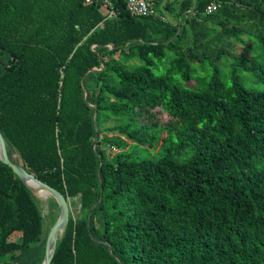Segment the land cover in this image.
Returning a JSON list of instances; mask_svg holds the SVG:
<instances>
[{
  "label": "trees",
  "instance_id": "obj_1",
  "mask_svg": "<svg viewBox=\"0 0 264 264\" xmlns=\"http://www.w3.org/2000/svg\"><path fill=\"white\" fill-rule=\"evenodd\" d=\"M112 1L0 0L7 155L83 211L50 264H264V0ZM44 219L0 160V264Z\"/></svg>",
  "mask_w": 264,
  "mask_h": 264
},
{
  "label": "water",
  "instance_id": "obj_2",
  "mask_svg": "<svg viewBox=\"0 0 264 264\" xmlns=\"http://www.w3.org/2000/svg\"><path fill=\"white\" fill-rule=\"evenodd\" d=\"M111 48L113 46H110ZM0 160L3 164L7 165L13 173L20 179L22 183L29 189V191L33 194L32 189L27 184V182H33L37 184L38 187L43 188L47 191L50 197L56 202L59 208V215L54 224L50 227L48 235L45 241V249L44 256L41 264H50L52 257L54 255L55 247L57 240L62 236L70 217V211L68 206V198L62 195L56 189L50 187L49 185L43 183L39 179H37L34 175L27 172L20 163L12 162L6 150V143L4 138L0 132Z\"/></svg>",
  "mask_w": 264,
  "mask_h": 264
},
{
  "label": "built area",
  "instance_id": "obj_3",
  "mask_svg": "<svg viewBox=\"0 0 264 264\" xmlns=\"http://www.w3.org/2000/svg\"><path fill=\"white\" fill-rule=\"evenodd\" d=\"M84 4H99L105 15V19L109 20L115 18L117 15V10L115 9L112 0H84ZM217 6V4L212 3L207 6L205 12H214L217 9ZM126 9L132 16L136 17L158 15L157 10L154 8L153 3L150 0H127Z\"/></svg>",
  "mask_w": 264,
  "mask_h": 264
},
{
  "label": "rangeland",
  "instance_id": "obj_4",
  "mask_svg": "<svg viewBox=\"0 0 264 264\" xmlns=\"http://www.w3.org/2000/svg\"><path fill=\"white\" fill-rule=\"evenodd\" d=\"M159 1H160V5L157 7V11L163 13V15L165 17H167V15H166L167 12L164 10L165 4L168 1H173V0H159ZM14 156L16 157L18 162L21 164V160L18 157V155L15 154ZM37 199H38L39 206L41 208L42 215L45 218L44 219V227H45V225L46 226L48 225L47 227H51L55 222L54 220L58 218L59 208H58V211H56L57 209L52 207L53 204L56 202L50 197H48L45 200H42L39 198H37ZM68 206H69L70 215L73 218L80 217L82 215L83 211L80 208V203H79L78 198H69L68 199Z\"/></svg>",
  "mask_w": 264,
  "mask_h": 264
},
{
  "label": "bare ground",
  "instance_id": "obj_5",
  "mask_svg": "<svg viewBox=\"0 0 264 264\" xmlns=\"http://www.w3.org/2000/svg\"><path fill=\"white\" fill-rule=\"evenodd\" d=\"M27 184L30 186V188L32 189L33 194L37 198L45 200L48 197H50L49 193L47 191H45L43 188L38 187L37 184H34L33 182H27Z\"/></svg>",
  "mask_w": 264,
  "mask_h": 264
}]
</instances>
